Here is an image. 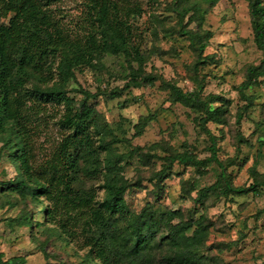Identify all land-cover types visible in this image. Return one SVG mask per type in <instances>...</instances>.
<instances>
[{
    "label": "rangeland",
    "instance_id": "374dc122",
    "mask_svg": "<svg viewBox=\"0 0 264 264\" xmlns=\"http://www.w3.org/2000/svg\"><path fill=\"white\" fill-rule=\"evenodd\" d=\"M138 1L143 11L134 20L133 30L144 57L141 69L155 78L154 84L122 91L131 69L119 54L98 58L96 69L78 71L77 83L71 81L68 86V95L77 106L84 92L95 95L88 104L98 111L100 126L105 130L101 138L110 142L117 153L126 155L120 166L121 178L129 187L125 196L127 219L133 224L150 206L153 210H180L182 221L189 222L200 210L202 213L196 216L203 214L210 224L202 264H264V190L259 195L227 200L211 198L202 207L193 199L198 198V190L216 182L219 169L214 163L204 174L175 163L169 173L155 179L169 156L191 152L199 159L211 157V142L200 127L201 113L177 103L165 86L169 83L185 92L193 91L199 79L204 99H224L217 103L224 105V123L206 126L217 137L220 160L234 162L228 168L233 183L249 186L253 172L264 181V81L254 87L242 86L248 68L258 66L264 57L254 42L249 1L220 0L215 6L212 0ZM83 2L52 3L67 30L77 31ZM183 29L212 34L203 53L210 62L198 65V70H194L198 52L190 38L183 35ZM133 66L139 68L138 63ZM116 90L121 92L113 97ZM63 112L62 105H50L36 121L38 159L51 152L67 133L59 123ZM141 123L147 125L138 135L136 126ZM241 135L244 142L239 140ZM17 177L8 148L0 142L1 261L16 257L23 258L24 264H89L85 261L88 250L62 237L46 219L44 209L51 207L50 202L42 198L38 203L31 195L3 190L1 183ZM89 184L101 199L105 197L102 180ZM179 221L175 219L172 224ZM164 230H168L166 225ZM162 252L156 253L158 260Z\"/></svg>",
    "mask_w": 264,
    "mask_h": 264
},
{
    "label": "trees",
    "instance_id": "16d2710c",
    "mask_svg": "<svg viewBox=\"0 0 264 264\" xmlns=\"http://www.w3.org/2000/svg\"><path fill=\"white\" fill-rule=\"evenodd\" d=\"M54 1L0 0V142L8 148L18 172L14 180L1 183L3 190L31 195L38 203L42 198L50 202L51 207L44 209L46 219L62 237L88 250L85 261L89 264H202L206 259L202 248L210 228L207 218L196 216L199 210L194 216L197 218L183 222L180 210H153L148 206L130 224L125 203L129 187L121 178L120 166L126 155L117 153L101 138L105 130L100 126L98 111L88 104L95 95L84 92L78 106L68 95L70 82L77 83V72L96 69L95 62L105 55L121 54L130 66L129 80L122 91L154 84L155 78L141 69L144 57L133 30L134 20L143 11L140 1L83 0L82 22L75 32L65 28L63 18L52 8ZM219 1L210 3L215 6ZM248 1L254 42L264 54V0ZM182 32L198 52L194 66L198 70V65L210 62L203 53L212 34ZM134 62L139 65L137 70ZM263 81L264 57L258 66L248 68L242 86L254 87ZM197 85V89L185 92L165 83L177 103L201 113L200 127L211 142V157L199 159L191 152L169 156L155 179L169 173L175 163L193 167L199 174L206 173L214 163L218 178L198 190L195 203L203 207L211 198L259 195L264 181L256 172L249 186H235L228 172L234 162L226 164L218 157L217 137L206 125L224 123V105L217 106L224 99H204L202 80L198 79ZM120 92L114 91L113 97ZM50 105L64 107L59 123L67 133L40 160L34 141L36 121ZM146 123L136 126L138 135L144 132ZM239 140L245 141L242 135ZM101 180L103 199L89 184ZM175 219L180 221L172 224ZM163 225L168 227L167 232ZM159 251H163L160 260L156 255ZM2 257L0 254L1 264L25 262L16 257L2 262Z\"/></svg>",
    "mask_w": 264,
    "mask_h": 264
}]
</instances>
